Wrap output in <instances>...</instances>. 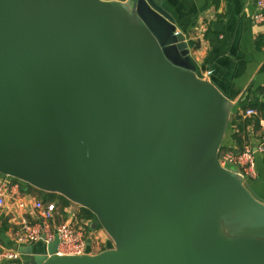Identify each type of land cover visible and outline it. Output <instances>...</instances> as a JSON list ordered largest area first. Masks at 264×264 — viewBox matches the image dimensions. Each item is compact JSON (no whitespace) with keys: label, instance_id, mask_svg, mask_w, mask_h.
Wrapping results in <instances>:
<instances>
[{"label":"water","instance_id":"95a60500","mask_svg":"<svg viewBox=\"0 0 264 264\" xmlns=\"http://www.w3.org/2000/svg\"><path fill=\"white\" fill-rule=\"evenodd\" d=\"M198 46L154 0H0V175L111 239L24 264H264V197L219 162L234 102Z\"/></svg>","mask_w":264,"mask_h":264},{"label":"crops","instance_id":"0c3cea01","mask_svg":"<svg viewBox=\"0 0 264 264\" xmlns=\"http://www.w3.org/2000/svg\"><path fill=\"white\" fill-rule=\"evenodd\" d=\"M154 1L172 16L177 30L189 40H199L198 48L190 52L196 71L204 75L210 70L214 83L234 102L222 141L226 151L236 147V139H241L242 147L264 142V128L259 124L264 114L257 108L264 102V21L253 22L252 3L248 0ZM249 107L258 113L244 116V110ZM263 155L255 154L257 178L251 182L262 197ZM20 189L26 202L23 212L9 197L0 207V248L14 247L12 232L21 215L30 222L37 220L32 201L41 197L26 191L24 186Z\"/></svg>","mask_w":264,"mask_h":264},{"label":"built area","instance_id":"2783aa9c","mask_svg":"<svg viewBox=\"0 0 264 264\" xmlns=\"http://www.w3.org/2000/svg\"><path fill=\"white\" fill-rule=\"evenodd\" d=\"M248 1L254 6L253 22L262 23L264 0ZM208 73L207 70L202 76H207ZM257 113L255 108L249 107L244 110L243 115L249 117ZM259 124L264 128V119H260ZM256 153L264 154V142L253 146L244 145L240 152L224 151L219 157V162L222 166L239 172L245 180L251 182L257 178ZM7 197L23 212L26 202L20 183L10 176L0 175V207L4 205ZM32 206L37 220L30 222L21 215L17 227L12 232L14 247L0 248V264H24V255L18 249L20 246L38 241L47 245L55 236L58 238L55 251L58 255L94 254L108 247L110 238L102 236L100 226L93 227L95 219L78 218L81 206L71 202L58 208L54 201L44 203L41 199H34Z\"/></svg>","mask_w":264,"mask_h":264},{"label":"trees","instance_id":"16d2710c","mask_svg":"<svg viewBox=\"0 0 264 264\" xmlns=\"http://www.w3.org/2000/svg\"><path fill=\"white\" fill-rule=\"evenodd\" d=\"M258 43H260V42H258ZM257 108L261 111L262 114H264V102L259 103L257 105ZM228 124H229V121H228ZM227 127H228V125H227ZM235 141H236V147L235 148L232 147L229 150H231L233 152H240L242 150V148H243L242 147V143H241V139H236ZM226 150H228V149H226V147L223 145V142H222L221 146L219 148L218 157H220L221 154L224 151H226ZM263 163H264V155H263ZM15 180H18V179H15ZM18 182L20 183V186H22V187L24 186L25 187L26 191L32 192V193L36 192L38 194V196L41 197V200L44 203H49V202L54 201L57 204L58 208H62V207H64V206H66V205L71 203V201H69L68 199H66L65 197H63L60 194L39 190V189H37V188H35V187H33V186L21 181V180H18ZM78 218L95 219V216L89 210H87L86 208L80 207V212L78 213Z\"/></svg>","mask_w":264,"mask_h":264},{"label":"rangeland","instance_id":"374dc122","mask_svg":"<svg viewBox=\"0 0 264 264\" xmlns=\"http://www.w3.org/2000/svg\"><path fill=\"white\" fill-rule=\"evenodd\" d=\"M35 195H37V194H35ZM99 228H101V227H99ZM100 233L102 234V236L105 238V237H108V235L106 234V232L104 231V229L103 228H101L100 229ZM111 240V239H110ZM41 243V242H40ZM40 243L39 242H34V243H32L34 246H37V245H40ZM42 245V244H41Z\"/></svg>","mask_w":264,"mask_h":264}]
</instances>
